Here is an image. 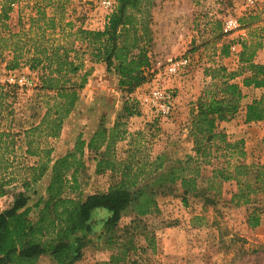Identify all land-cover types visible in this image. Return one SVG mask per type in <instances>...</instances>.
Here are the masks:
<instances>
[{
	"label": "trees",
	"instance_id": "1",
	"mask_svg": "<svg viewBox=\"0 0 264 264\" xmlns=\"http://www.w3.org/2000/svg\"><path fill=\"white\" fill-rule=\"evenodd\" d=\"M18 2L21 0H0V58L6 61L8 70L27 66L39 73L37 89L44 113L25 131L23 146H17L16 134L0 128V193L16 185L20 188L12 203L0 211V264H38L47 254L56 264H76L91 242L90 235L100 225L106 243L119 249L111 261L126 260L137 247L130 226L122 229L125 234L118 233L123 215L131 210L137 218H143L158 211L155 190L149 188L153 185L148 179H154L160 188L179 186L184 202L196 195L203 197L205 204L215 200L211 191L219 192L224 181L234 180L238 188L231 202L256 204L249 223L260 224L264 164L247 162L244 140H230L217 126L219 121L231 120L237 114L244 86L264 87V65L254 60L263 47L264 8L241 18L252 30V38L242 44L239 68L232 70L224 64L205 68L211 80L192 103L190 112L195 154L163 170L167 155H152L148 144L152 134L129 131L126 120H117L111 129L101 122L89 140L79 134L74 146L57 158L50 141L61 136L81 99L91 75L85 70L88 60L105 63L108 72L115 71L119 88L127 94L150 81L154 0H116V8L106 16L103 28H89L82 20L70 18L68 5L72 0H34V12L27 21L20 17V27L14 30L9 20ZM216 24L220 30L214 40L224 35L220 23ZM222 54L229 55V45L223 46ZM124 112L125 118L140 115L138 103L128 99ZM261 120L264 95L246 106L247 122ZM125 138H130L129 146L119 156L117 144ZM19 147L22 155L35 160H17ZM86 155L96 162L95 173L111 172L107 191L83 195L79 173L87 167ZM213 157H223L224 162L212 170L203 187L202 166ZM49 171L45 193L30 204L32 196L38 194L37 185ZM199 218L195 215L192 224H197Z\"/></svg>",
	"mask_w": 264,
	"mask_h": 264
},
{
	"label": "rangeland",
	"instance_id": "2",
	"mask_svg": "<svg viewBox=\"0 0 264 264\" xmlns=\"http://www.w3.org/2000/svg\"><path fill=\"white\" fill-rule=\"evenodd\" d=\"M33 1L21 0L14 5L9 20L14 30H18L20 27V17L27 21L28 16L34 12ZM262 8L264 5L261 6L260 0L254 9L247 8L245 0H154L152 7L153 43L150 47L153 65L150 81L132 94H127L119 88L118 78L108 73L105 63L103 66L100 63L92 65V62L88 61L86 70L91 71V76L82 91V103L79 104L80 107L75 108L74 115L69 116L66 120L61 136L58 139L50 138V141L58 150L65 144L68 151L74 146L79 134H83V137L86 138L92 133L97 123H106L108 116H111L114 122L119 119L126 120L128 130L135 131L137 128L143 127L141 130L152 134L148 139L150 146L153 137L162 129L163 120L171 118H154L146 101L153 86V77L157 69L160 66H165L171 59L188 56L191 62L185 73L172 76L170 80L161 82L171 88L175 94V100L181 92L179 83L186 85L187 95L190 93L197 95L200 91L202 93L209 83L204 78L207 76L205 68L209 64V66L218 65L215 57L218 40H214V36L220 29H216V23H220L221 32H223L222 24L227 16L235 15L241 19L259 12ZM107 12V9L102 6L101 0H72L68 5L69 17L88 22V26H92L91 28H102ZM78 22L81 23V21ZM231 40H233L231 43L236 42L237 34ZM228 45L230 55V44ZM202 48H204V59L200 58ZM206 63L209 64L206 65ZM217 63L221 64L220 61ZM26 67L23 66L13 72L18 76L30 78L33 80V85L9 84L6 82V77L12 71L6 68V61L0 58V128L16 134L17 146L24 145L25 131L39 122L44 113L42 98L37 89L40 83L39 73ZM92 73L96 75L92 76ZM248 94L254 99L264 95V91L256 93L251 90ZM252 98L244 101V106L248 104L245 102L250 103ZM128 99H134L138 103L140 115L123 117L124 106ZM238 119L236 126L244 123L241 118ZM244 129L242 128L237 134L234 133V139H241L244 132L245 134L248 132L247 129ZM23 130L24 136L21 137L19 134H22ZM232 137L228 138L234 140ZM258 142V146L263 150L264 135L259 137ZM251 148L252 156L259 157L261 155L257 146ZM16 154L19 161H23V158L27 159V162L33 160V158L22 155L23 151L20 147ZM87 158L88 155H86L87 167L79 173L80 186L84 196L92 192H102L106 188V183L108 181L111 183V175L110 178L104 175L98 176L93 169L96 162ZM212 160L218 165L224 162L223 157H213ZM255 162L264 164V161L260 160ZM147 182L149 185H153L149 188L152 187L151 189L155 190L154 197L160 198L161 209L158 207V211L154 215L143 218H137L131 210L123 215L120 223L121 230L118 233L125 234L122 229L125 226H130L131 233L136 235L134 236L136 247L138 248V244H142L141 253L138 254L140 256L131 259V264H138L139 260L145 262L144 264H149V258L155 259L152 255L156 243L157 226L178 229L182 252L174 253L175 264H264V211L261 213V222L258 226H252L249 223L250 214L256 204L236 205L231 202L228 195L223 194L222 187L219 192L211 191L209 193L215 197L213 203L205 204L204 198L196 195H190L188 201L184 202L180 187L166 185L160 188L155 185L154 179H148ZM201 184L203 187L207 186V178L202 180ZM9 189L17 192L20 188L16 185ZM42 194H44V189L39 188L38 194L32 196L30 204H34ZM195 215L200 218L197 220L198 223L193 225L192 218ZM104 233V229H97L90 235L91 242L100 236V238H105ZM85 249H88L89 254L92 253L91 246H87ZM118 252L119 249L114 248V253ZM135 252L136 250L130 254ZM84 253L87 252L84 251ZM121 263L122 261L118 264ZM43 264H54L48 254L43 258ZM76 264L90 263L79 260Z\"/></svg>",
	"mask_w": 264,
	"mask_h": 264
},
{
	"label": "crops",
	"instance_id": "3",
	"mask_svg": "<svg viewBox=\"0 0 264 264\" xmlns=\"http://www.w3.org/2000/svg\"><path fill=\"white\" fill-rule=\"evenodd\" d=\"M261 1V6L264 5V0H260ZM263 9V8H262ZM107 16V15H106ZM106 16H104V24H105V20H106ZM84 26L86 27H92V26H88V22L83 21ZM103 28V27H102ZM254 29V27H253ZM252 30H249V39L250 40L252 38ZM235 34H230V35H223L220 39H217V43H216V48H215V53H216V64H219L217 62L220 61L221 64L226 65L229 69H236L240 66V56H234V55H223L222 54V48L224 45H228L231 44V42L233 40ZM213 38V36H211ZM201 59H204V48L201 49ZM255 62L256 63H260L262 65H264V38H263V47L260 48L257 51V54L255 56ZM91 61V60H88ZM87 61V62H88ZM92 62V61H91ZM95 64L92 62V65ZM98 64V63H97ZM103 66V63H100ZM209 64V63H208ZM206 63V65H208ZM210 65V64H209ZM208 65V66H209ZM27 69H29V67H26ZM87 69V63H86V67L85 70ZM110 75H113L115 78H118L119 81V76L117 75V73L115 71L112 72H108ZM95 73H92V76H95ZM91 76V75H90ZM90 78V77H89ZM206 82H210V77L209 76H205L204 77ZM90 80V79H89ZM88 80V82H89ZM240 81V83L242 84V77H240L238 79ZM179 87L181 88V92L179 93L180 95L177 97L176 101V105H177V109L175 114L170 118V119H164L162 122V129L160 131H158L156 133V135L153 137L152 141H151V152L153 156H157L159 154H165L167 155V160H166V164L163 168V170H165L166 168H168L169 166H171L173 163L177 162L178 160H185L187 159V157L189 155H194L195 154V150H194V141L193 138L190 136V119H191V106L193 105V102H196L197 98L200 96V92H198L197 95H193L192 93L187 95L186 92V85L179 83ZM141 87H139L138 89H140ZM261 88V89H260ZM264 87H243V92H244V98L242 99V105L240 106L239 111L237 112V114L234 116V118H232L231 120H223V121H219L218 122V126L217 128L219 130L225 131L228 134V137L232 139H234V135L239 133L240 130H242V128H245L248 130V132L242 136L241 139L244 140L245 142V150H246V161L247 162H255V161H264V149L262 150V147H259L258 144V139L259 137H261L262 135H264V120L261 121H251V122H247L246 121V106H244V101L249 100L250 98H252L248 92L249 91H253V92H260V91H264L263 89ZM259 97V96H258ZM190 99V100H188ZM253 99V98H252ZM251 99V100H252ZM82 103V99L79 100L76 108L80 107L79 104ZM245 103H249V102H245ZM75 111V110H74ZM74 111L72 112V115H74ZM238 118H241L244 123L241 124L240 126H236L237 120H239ZM116 122V121H115ZM114 120L111 119V116H108V122H103L106 127L108 129H111L114 125ZM101 123V122H100ZM100 123L96 124V127L94 128V130L92 131L91 134H89V136H87L85 139L89 140L90 137L94 134V132L97 130V128L99 127ZM25 129V128H24ZM131 129V128H130ZM142 128H137V130L135 131H131V132H136L138 130H141ZM244 129V130H245ZM235 133V134H234ZM233 134V135H231ZM21 137L24 136V130L22 131V134H19ZM236 140V139H234ZM129 142H130V138H125L123 140H120L117 144V151H118V155L119 156H123L125 153V150L127 149V147L129 146ZM254 147L257 146V148L261 151V155L259 157H254V155L252 156L251 154V150L253 146ZM64 150H61L63 149ZM258 149H255L257 151H259ZM67 152V148H65V144L64 146L62 145V148L59 147V150L57 148H55V151L53 153L54 157H60L62 155H64ZM256 153V152H255ZM33 160H35V158H33ZM88 165V164H87ZM218 164L215 163L213 160H211L210 163L204 164L202 166V176L203 178H207L210 177L212 175V170L217 167ZM93 169L95 171V164L93 165ZM97 174V173H96ZM98 176H106L110 178L111 172L107 171L105 173L102 174H97ZM51 177V171H49L44 178L40 181V183L37 185V189L42 188L44 189V193L46 190V187L49 183ZM110 185V182L108 181V183H106V188L104 189L105 192L108 190ZM179 187V186H178ZM222 190H224L223 194L228 195V197H230V199L232 198L234 192L237 191V182L234 180L231 181H224L221 185ZM92 193H96V192H92ZM90 193V194H92ZM14 194L15 192L13 191V189H8L6 193L1 194L0 193V211L3 210L4 208L8 207L13 199H14ZM169 198V197H166ZM157 200V204L158 207H160L159 209H161V204H160V198H156ZM166 200V199H163ZM99 213L101 214H107L106 211H99ZM155 213L149 214L147 216H152ZM97 229H102V226H98ZM101 235V234H100ZM182 235V234H181ZM101 237V236H100ZM98 237V239H95L92 242H89L87 246H91L92 248V253L89 254L88 249L86 250L84 248V251H86L87 253L83 254V257L81 260H83L84 262H89L90 264H118V263H114L111 261V257L114 254V248L116 247H110L106 241L105 238H100ZM181 239L179 237V232L178 229H169L167 227H159L157 226L156 228V243H155V248L153 250V257L155 259L149 258V264H175L174 261L176 259V256L174 253H176L177 251L182 252V247H181ZM141 246L142 244H138V248L136 249L135 253H132V255H128L125 261H122L121 264H131V259H134V257H139L140 255H138L139 253H141ZM146 247V246H143ZM118 249V248H117ZM145 251V250H144ZM105 255H107L105 257ZM46 257V255H43L39 261L38 264H43V258ZM49 257L51 258V260L53 261L54 264H56V262L52 259V257L49 255ZM140 264H144L145 262H141V260H139ZM138 263V264H139Z\"/></svg>",
	"mask_w": 264,
	"mask_h": 264
},
{
	"label": "built area",
	"instance_id": "4",
	"mask_svg": "<svg viewBox=\"0 0 264 264\" xmlns=\"http://www.w3.org/2000/svg\"><path fill=\"white\" fill-rule=\"evenodd\" d=\"M103 7L107 9V15L116 8V0H101ZM247 8H256L258 0H245ZM222 29L224 34H237L238 40L230 44L232 55L239 57L242 50L243 42L249 39V29L242 23L241 19L235 15H229L223 20ZM188 56H181L171 59L165 66H160L154 74L153 86L149 92L146 101L152 110L154 118L172 117L176 111L175 94L169 86L164 85L161 81L170 80L172 76L182 75L187 71L190 65ZM163 67V68H162ZM12 71L6 77L9 84L33 85V80L26 76H18Z\"/></svg>",
	"mask_w": 264,
	"mask_h": 264
}]
</instances>
